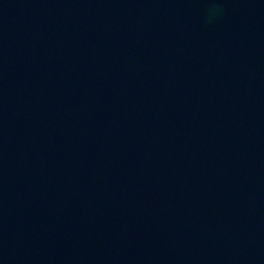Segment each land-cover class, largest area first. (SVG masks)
<instances>
[{"label":"water","instance_id":"95a60500","mask_svg":"<svg viewBox=\"0 0 264 264\" xmlns=\"http://www.w3.org/2000/svg\"><path fill=\"white\" fill-rule=\"evenodd\" d=\"M0 264H264V0H0Z\"/></svg>","mask_w":264,"mask_h":264}]
</instances>
